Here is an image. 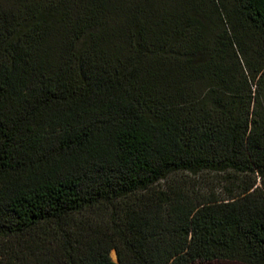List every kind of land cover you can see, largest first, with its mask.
<instances>
[{
  "label": "trees",
  "instance_id": "trees-1",
  "mask_svg": "<svg viewBox=\"0 0 264 264\" xmlns=\"http://www.w3.org/2000/svg\"><path fill=\"white\" fill-rule=\"evenodd\" d=\"M0 241V264H264V0H0Z\"/></svg>",
  "mask_w": 264,
  "mask_h": 264
},
{
  "label": "rangeland",
  "instance_id": "rangeland-1",
  "mask_svg": "<svg viewBox=\"0 0 264 264\" xmlns=\"http://www.w3.org/2000/svg\"><path fill=\"white\" fill-rule=\"evenodd\" d=\"M191 181L194 184V186H196L197 189L205 190V191L209 189L216 190L217 193L222 196H226L232 188L237 186V184H235V182H233L230 179L229 181H225L223 177L215 176L212 174H206L203 175L202 177H197V178L193 177ZM3 248H5V242L0 241V249ZM111 257L115 262H117L116 251L112 252Z\"/></svg>",
  "mask_w": 264,
  "mask_h": 264
}]
</instances>
